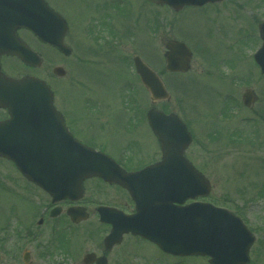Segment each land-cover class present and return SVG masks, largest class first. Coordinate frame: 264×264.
<instances>
[{
	"label": "water",
	"instance_id": "95a60500",
	"mask_svg": "<svg viewBox=\"0 0 264 264\" xmlns=\"http://www.w3.org/2000/svg\"><path fill=\"white\" fill-rule=\"evenodd\" d=\"M152 1L178 9L219 0ZM18 6L17 12L9 10L0 17L4 23L0 27V56L16 55L28 64H41L40 57L16 36L19 28H28L42 41L69 53L63 46L66 22L45 0H19ZM260 29L264 39V23ZM168 48L167 68L188 71L192 58L189 48L179 41H169ZM255 58L264 72V44ZM136 62L153 99L168 97L156 73L139 59ZM53 101V93L45 81L30 75L21 79L8 77L0 65V108H8L11 115L10 120L0 122V155L13 160L54 201L80 198L83 181L101 177L127 188L137 204V213L131 216L123 213L116 216L110 209L100 208L102 220L113 224L106 243L119 241L124 233L132 232L174 255L210 256V264L249 262L255 238L239 217L211 203L185 204L188 199L207 196L211 185L185 158L184 150L191 136L176 115L150 111L149 120L160 138L163 158L141 171L127 173L108 155L76 140L66 130ZM68 213L75 221L86 218L84 209H70Z\"/></svg>",
	"mask_w": 264,
	"mask_h": 264
},
{
	"label": "rangeland",
	"instance_id": "374dc122",
	"mask_svg": "<svg viewBox=\"0 0 264 264\" xmlns=\"http://www.w3.org/2000/svg\"><path fill=\"white\" fill-rule=\"evenodd\" d=\"M131 1L137 6L133 14L139 11L137 20L140 19L138 22L140 24L141 21L144 22L145 8L140 7L139 0ZM235 2L237 3L234 4ZM262 2L264 0H225L222 3L209 5L204 9L206 13L186 7L181 14H174L167 7L150 5L147 9L148 21L141 25L139 33L137 32L135 37L131 34V38H122V42H132V45L121 48L116 45L117 53L121 52V57L118 56L119 61L116 62V68L120 70V73L133 70V66L127 62L124 63V55L132 57L134 54H140L154 70L161 74L171 94V99L168 101L170 109L182 117L194 136V143L187 155L212 185L210 195L201 200L226 207L239 215L256 237L251 248L249 264H264V75L260 74L258 65L253 59L259 42L261 44L258 40L257 24L264 20ZM79 4L77 1L74 5ZM63 11V15L70 19L69 11ZM121 28L125 27L121 26ZM145 31L146 34H144ZM25 32L22 33L23 38L42 55L43 61L38 67H29L18 59L4 57L2 67L8 75L20 77L24 74H34L44 78L52 87L59 85L64 88L69 87L68 92L72 94L61 93L64 97L61 100L67 104H73V107H80L82 92L75 93V91H79L81 86L85 85L83 82L86 71H90L94 82H108L107 77H102L98 72L97 65L80 63L81 57L95 60V62L99 58L93 56L95 49L87 50L86 44L83 43L82 29L78 24L71 26L69 35L68 33L66 35L67 43L73 53L69 58L71 73L64 78L53 76V67L59 61L50 59L51 46L44 45ZM169 37L182 38L192 47L194 57L192 68L188 73L172 74L165 71L164 42ZM135 38H140L141 41H135ZM145 42H147L146 46ZM86 53H88L87 56ZM58 78L62 81L56 80ZM245 84L253 86L259 96V101L252 108L254 113L242 111L237 115L232 104L230 109L234 112L230 113L232 116L230 119L226 118V115L216 116L215 112L226 108L224 99L229 94L234 100H241ZM100 91L98 89L96 92ZM136 98L146 103V106L150 105V94L143 88ZM117 100L125 101L122 98ZM117 111H113V114L108 116L104 113L99 123H104L108 118L114 119ZM3 115L4 113L0 112V116ZM233 115L237 117L233 118ZM245 117L251 121H242L241 118ZM71 121L73 125L80 127L84 117L75 111ZM231 130H239L248 137L244 138L242 143L234 141L229 134ZM119 135L121 134H117V137ZM152 141L154 140L147 133L146 139L141 140L146 149H159L155 141L151 144ZM152 157L149 156L144 161H149L153 159ZM2 164L4 163L0 161V165ZM41 197L43 199L45 196L41 194ZM6 200V195L0 192V225L2 224V207L5 206V203L1 202ZM90 229L96 230L95 225L84 223L73 230L76 233V239H82L81 244L75 241L77 244L75 250L80 251L76 254V258L81 259L86 249L94 248V243L86 242L89 239H86L85 232H90ZM1 239L0 231V264H25L23 253L29 247L27 242L18 253L13 250L7 252ZM14 244L15 242L11 244V247ZM144 248L145 254H151L152 249L149 246ZM30 249L32 248L29 247ZM37 253L38 250L32 258L33 264H49L46 260L40 261ZM131 258L134 259V256ZM54 260L60 261L61 256L58 255ZM65 262L67 263V260ZM182 264H209V262L208 257L198 256L184 258Z\"/></svg>",
	"mask_w": 264,
	"mask_h": 264
},
{
	"label": "flooded vegetation",
	"instance_id": "af4514ba",
	"mask_svg": "<svg viewBox=\"0 0 264 264\" xmlns=\"http://www.w3.org/2000/svg\"><path fill=\"white\" fill-rule=\"evenodd\" d=\"M5 1L9 5V0ZM46 1L53 9L60 13H63V10L69 11L70 14L68 15L70 19L66 17L69 31L71 26L78 24L82 29L83 43L86 44L87 50L89 48L90 50L95 49L93 50V56L99 58L96 63L95 60L91 61L86 57H81L80 63L84 62L82 64H89L91 66L97 65L98 72H100L102 77H107L108 80L106 83H96L94 82L95 80L91 79L90 71H86L83 82L85 85H82L79 91H75V93L82 92L80 107H73V104H67L61 100L64 98L61 93L66 94L69 89L68 86V88H64L61 85L52 87L55 105L63 115L66 128L82 142L114 158L128 172L141 170L160 160L162 151L158 140L155 143H157L156 145L159 149L155 150L146 149L145 145L141 142V140L146 139V133L154 140V134L149 125L147 115L153 107L160 108L166 113L173 110L169 109L170 104L167 101H162L161 104L150 101V105L146 106V103L137 100L136 96L138 92L141 93L142 88L148 92L135 70L133 58L138 54H134L132 57L124 55L123 61L133 66V73L128 71L120 73V70L116 68V62L117 60L119 61L118 56L121 57V52L117 53V47L121 48L126 45H132V42H122V35L130 36L132 30L136 33L142 28V24L147 23V16H149L147 9L148 6L152 5V2L149 0H139L138 4L140 7L145 8L144 22L141 21L139 24L140 19L137 20L139 11L133 14L137 6L131 0ZM77 1L82 6H79L80 4L75 6L74 4ZM3 3L4 1L0 0V4L3 5ZM209 5L214 4H208L201 8H193V10L206 13L204 9ZM184 10H180L177 14H181ZM77 11H79V15H77ZM121 26L125 27L123 32H121ZM24 31L38 41V38L33 33L24 29L19 30L17 33L21 39H24L22 36ZM168 39L165 40V44ZM65 42L70 47L66 38ZM51 48L55 54H52L51 51V55L49 54L50 59L59 61L53 67V76L61 77L56 73L54 74V69L61 67V73L66 77L67 74L71 73V61H69V58L73 53L72 48L70 47L71 53L69 55H65L55 47ZM165 51L166 48L164 47ZM87 54L85 55L87 56ZM163 61L164 67H166L165 60L163 59ZM56 80L62 81L59 78ZM98 89L101 91L97 93ZM248 90H253L256 93L253 86L245 84L244 92ZM244 92L241 100H234L230 94L225 97L224 101L226 103H224V106L226 108L224 110L219 109L215 112V115L218 117L226 115V118L230 119L232 117L230 113L234 112V110L237 111V115L242 111L254 113L252 108L259 101V96L257 93H251L250 97L247 96L245 98L248 103L246 104ZM121 98L125 99V101L117 100ZM232 104L234 105V110L230 109ZM75 111L84 117V122H82L80 127L76 124L73 125L71 121ZM113 111H117L114 114V119L110 120L108 118L104 123H99V119L104 116V113L108 116L109 114H113ZM0 112L4 113L3 116H0V121L7 120L9 117L7 110L0 109ZM234 117L237 116L233 115ZM241 120L245 122L251 121L248 117L241 118ZM117 134L121 135L117 137ZM229 134L234 141L239 143H242L244 138L248 137L244 136L239 130H231ZM151 144H154V141ZM149 156H153V159L144 161ZM0 161L4 163L0 165V192L6 195L7 198L6 201L1 202L5 203V206L2 207V224L0 225V231L2 232L1 241L7 252H12L11 250H13L16 253L27 242L32 249L29 250L28 247L23 253L25 264H33L32 258L35 257L36 250H38L37 255L40 258L39 260H46L49 264H99L100 259L103 262L106 261L107 264L183 263L184 258L169 255L152 242L131 233L124 234L120 242L106 244L105 238L110 234L112 226L101 221L99 208L106 206L122 211L125 214L135 212V203L130 193L121 185L108 183L97 177L89 178L84 181V196L82 199L54 203L51 196L38 184L27 178L12 161L2 157H0ZM41 194L45 196L43 199ZM57 206L62 209V213L58 217H53L51 216V212ZM70 207L85 208L88 218L78 223L72 222L66 212ZM84 223H92L95 225L96 230L90 229V232H85L86 239H89L86 242L94 243V248L86 249L80 259V257L76 258V254L80 251L77 252L78 250L75 249L77 248L76 243L81 244L82 239H76V233L73 230ZM13 242L15 244L11 247ZM74 243L76 244L75 246ZM35 244L36 246L34 247ZM145 246H149L152 249L151 254L147 255L144 253ZM58 255L61 256V260L55 261L54 258ZM88 255L91 256L87 257ZM131 256H134V259ZM65 260H67V263Z\"/></svg>",
	"mask_w": 264,
	"mask_h": 264
}]
</instances>
